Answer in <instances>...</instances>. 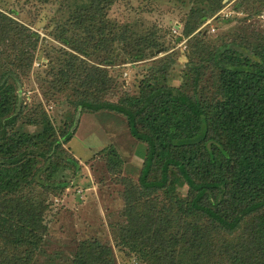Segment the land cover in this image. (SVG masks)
Returning <instances> with one entry per match:
<instances>
[{"label": "trees", "instance_id": "16d2710c", "mask_svg": "<svg viewBox=\"0 0 264 264\" xmlns=\"http://www.w3.org/2000/svg\"><path fill=\"white\" fill-rule=\"evenodd\" d=\"M75 1L73 20L59 26L61 43H75L76 51L89 56L94 55L90 51H111L118 38L106 37L107 16L117 0ZM188 1L189 24L195 27L219 12L224 0ZM25 30L0 12V37L14 34L29 39ZM4 41L1 38L0 45ZM143 53L138 50L134 58H143ZM2 55L0 264H34L44 244L48 205L43 196L68 188L69 182L55 177L71 167L76 174L79 162L64 148L66 135L65 141L57 138L47 116L29 124L40 127L36 133L21 122L24 110L16 112L18 76L11 68L15 64L4 62ZM212 61L222 98L208 111L200 101L164 85H152L142 96L120 103L91 97L87 91L78 94L76 89V110L121 115L131 136L147 146L138 180L128 182L126 216L135 219L117 225V233L141 263L264 264V51L249 52L231 44L216 51ZM78 80L81 88L91 89L97 77L86 74ZM107 157L111 168L118 169L122 159L117 151L110 148ZM206 163L208 176L219 169L221 174L211 181L197 180L195 168ZM174 172L180 175L177 181L189 188L188 197L171 198L170 207L159 212L160 194L173 192ZM151 202L152 213L147 212ZM146 218L158 221L162 229L151 233L137 227ZM72 264L117 262L110 246L95 241L80 245Z\"/></svg>", "mask_w": 264, "mask_h": 264}, {"label": "rangeland", "instance_id": "374dc122", "mask_svg": "<svg viewBox=\"0 0 264 264\" xmlns=\"http://www.w3.org/2000/svg\"><path fill=\"white\" fill-rule=\"evenodd\" d=\"M75 3L0 0V12L31 35L29 39L14 34L0 37L5 39L0 45L4 62H13L11 68L18 76L16 112L24 110L21 122L31 133L40 127L29 124L47 116L57 138L65 141L66 135L64 148L79 162L76 174L71 167L55 177L69 182L68 188L43 196L48 205L44 244L34 264H72L80 245L95 241L113 249L117 264H145L125 245L117 225L135 219L126 216L128 182L138 180L147 146L131 136L121 115L76 110V89L78 94L87 91L91 97L120 103L142 96L152 85H164L212 110L222 98L213 55L231 44L249 52L264 51V0H224L219 12L195 27L189 24L188 0H117L108 11L106 37L118 39L111 51H90L94 54L90 56L76 51L75 43H61L59 37V26L71 18ZM138 50H144L141 59L134 58ZM17 64L20 67L15 68ZM86 74L97 77L91 89L80 87L78 78ZM110 148L122 159L118 169L109 165ZM205 168L207 163L195 168L197 180L211 181L222 172L208 176ZM174 173L173 192L160 194L159 212L170 207L171 198L188 197L189 188ZM153 174L158 177V172ZM132 200L135 204L137 196ZM152 206L153 202L147 212L152 213ZM137 227L151 233L162 229L149 218Z\"/></svg>", "mask_w": 264, "mask_h": 264}]
</instances>
